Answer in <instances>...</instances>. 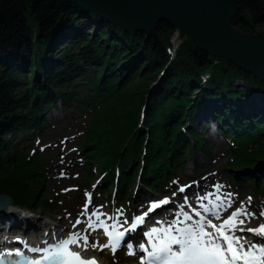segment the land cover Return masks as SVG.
I'll return each mask as SVG.
<instances>
[{
  "label": "trees",
  "instance_id": "16d2710c",
  "mask_svg": "<svg viewBox=\"0 0 264 264\" xmlns=\"http://www.w3.org/2000/svg\"><path fill=\"white\" fill-rule=\"evenodd\" d=\"M13 1L0 0V9ZM237 4L231 24L264 38L256 29L264 22V0ZM175 31L164 20L148 32L127 29L65 0L27 4L9 24H0V193L13 203L45 201L39 192L44 179L37 173L38 161L14 155L8 138L17 126H38L42 105L55 103L57 97L74 102L79 90L91 95L92 106L100 104L85 140L92 148L87 163L92 159L110 168L109 177L119 180V186L130 179L125 170L135 175L141 166L142 176L165 179L166 167L173 169L170 161L184 163L191 154L190 137L204 148L203 132L190 124L196 113L226 100L257 96L264 102V79L198 49L182 32L170 58L167 48ZM23 72L28 73L26 81H19ZM224 110L225 115L214 111L213 116L223 125L224 136L234 127L230 165L242 173L264 162V144L245 152L263 125L257 118L231 119ZM242 175L249 176V171Z\"/></svg>",
  "mask_w": 264,
  "mask_h": 264
},
{
  "label": "snow or ice",
  "instance_id": "6c2138e0",
  "mask_svg": "<svg viewBox=\"0 0 264 264\" xmlns=\"http://www.w3.org/2000/svg\"><path fill=\"white\" fill-rule=\"evenodd\" d=\"M179 191L183 192L184 187H181ZM248 201L250 203V197ZM167 203H169L167 198L158 203H152L148 212ZM185 203H187V199H185ZM230 206V202L227 206L221 202L219 205H214V208H225L226 210V207ZM180 207L183 209V205ZM203 210L216 219H220L217 211L210 210L207 206H204ZM147 214L145 212L141 216L134 217L131 229L135 230L138 225L143 224ZM195 214L199 219L193 221L192 216L181 210L176 215L183 216V220L165 222L166 227H153L149 232H146L147 245L141 243L138 246L144 253L140 257V264H264V244H258L245 239L243 235H237V233H252L264 240V224L256 228L242 227L248 220L256 216L255 213L247 210L244 202H241V208L233 211L219 225L214 223L211 218H205L198 211ZM260 216L264 217V210L260 212ZM186 221L190 223H185ZM76 224H80L79 219ZM75 226L74 224L73 227ZM93 227L92 224H89V228ZM95 227L103 228L107 243H91L90 245L87 235L70 233L67 237L52 244L45 241L46 247L43 248L28 247L25 242L27 251L38 253V257H27L20 249L0 251V264H99L96 257H85L83 253L87 252L91 246L92 249L98 247L101 251L108 248L115 255L121 246L125 231H117L115 224L111 226V230L102 223ZM209 228L211 231L208 230ZM127 254H136L131 244L128 245Z\"/></svg>",
  "mask_w": 264,
  "mask_h": 264
},
{
  "label": "rangeland",
  "instance_id": "374dc122",
  "mask_svg": "<svg viewBox=\"0 0 264 264\" xmlns=\"http://www.w3.org/2000/svg\"><path fill=\"white\" fill-rule=\"evenodd\" d=\"M256 29L258 32L264 33V22L257 24ZM26 75H28V73L23 72L21 75H18L17 79L19 81H26ZM237 83L239 82L237 81ZM238 87H241V85ZM246 112L249 114L248 111ZM52 113L54 115L51 120H47L44 127L41 129V136L30 135V138H32V141H30L28 137L22 138L21 133L16 132L12 138L14 142L19 144V146H27L29 144L32 146L37 145L39 151L43 153L44 158L48 160L46 162V186L48 187L46 192H44V195H47L51 200L50 208H46V210H44L40 207H34L29 210H32L34 214L39 215L43 220H51L53 222H58L62 226H68L72 223L74 217L78 216V210L82 209L81 204L85 194H89L93 197L92 202L97 208V212L105 213L107 210L112 209V206L111 204L107 206V204H105L106 202H104V196H99L95 187L98 178L96 181L94 180L93 185L90 188L86 186L82 189L81 186V182L85 178L86 172L88 174L90 173L89 170L86 169L85 155L92 148L91 146L82 148L79 147V144L85 135L91 112L89 113L78 109L75 110L73 108L69 110L59 103V107L53 110ZM48 117H50V114ZM211 121L214 120L212 119ZM210 132L211 134H205L206 136L208 135L209 154H200L201 159L198 166L202 167L205 164H208L207 168H210L212 172L209 174L206 173L202 178H200V180L210 183L213 178H217L216 182L213 183H217L219 180H222L223 182L229 184L231 182L228 175L221 169L227 157L226 142L223 140L219 129L212 128ZM209 135L211 137H209ZM194 156L189 158L186 166H184L181 170L179 174V183H183L186 179L188 180L195 177L196 171L192 169ZM256 168L263 176L264 162L258 163V165L254 166L252 169L255 170ZM192 171L193 175H191ZM62 172L65 173V177L63 180H58V178L61 177ZM199 173L201 175V172ZM213 183L210 184L209 189ZM73 185H77L78 189H75ZM136 185L137 188L142 187L138 182L135 186ZM170 188L171 191L169 194L173 196V193L176 194L178 188ZM236 190L237 196H235L233 192H227V199L224 200L225 206L227 202L233 201L234 203L231 208H241V202H244V206L247 210L256 214L254 218H251L246 223L251 227L259 222L264 223V217L260 216V212L264 210V194L254 190L251 186L246 187L244 190L237 187ZM99 197H101V200ZM249 197L251 198L250 203L248 201ZM181 199V197L178 198V200ZM98 205H102V207L99 208ZM126 208L130 209L129 206ZM29 210L27 209V211ZM231 212H233L232 209L228 213ZM103 254L106 255L104 258L109 264L116 263L113 257L108 256V253L104 252ZM133 262L134 259H132L129 263Z\"/></svg>",
  "mask_w": 264,
  "mask_h": 264
},
{
  "label": "water",
  "instance_id": "95a60500",
  "mask_svg": "<svg viewBox=\"0 0 264 264\" xmlns=\"http://www.w3.org/2000/svg\"><path fill=\"white\" fill-rule=\"evenodd\" d=\"M38 1H13L0 9V24H9L27 4ZM65 1L92 10L115 24L135 31H152L160 21H167L190 37L198 49L221 56L264 79V38L251 36L231 24L237 14V0ZM10 203V197L0 194V209Z\"/></svg>",
  "mask_w": 264,
  "mask_h": 264
},
{
  "label": "bare ground",
  "instance_id": "6f19581e",
  "mask_svg": "<svg viewBox=\"0 0 264 264\" xmlns=\"http://www.w3.org/2000/svg\"><path fill=\"white\" fill-rule=\"evenodd\" d=\"M249 45H251V44H249ZM255 52L258 53L257 51H254V53ZM250 110H252L254 115L260 116L261 118L264 119V102H262L260 100H254L250 105ZM199 116L200 117H206L207 113L205 111H201V112H199ZM209 137H211V136L209 135ZM220 202H222V200ZM10 207L11 206L0 210V223H1V221H3V224H4V222L6 223L9 220L8 214H9ZM23 217L25 219V223L29 227L32 225L31 223H35V221H42V220H40V217L38 219V216L36 214H34L33 216H28V215L27 216H16L14 219V222L12 223L14 228H16V226L19 224V222H21V218H23ZM45 225L49 229H53L57 226V224L51 223V222H44V226ZM14 228H12V229H14ZM33 229H35V228H33ZM58 229H60L62 231L63 227L61 225H58Z\"/></svg>",
  "mask_w": 264,
  "mask_h": 264
}]
</instances>
